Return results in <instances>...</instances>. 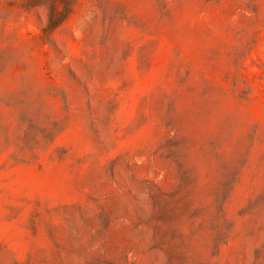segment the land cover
<instances>
[{
  "label": "rangeland",
  "instance_id": "obj_1",
  "mask_svg": "<svg viewBox=\"0 0 264 264\" xmlns=\"http://www.w3.org/2000/svg\"><path fill=\"white\" fill-rule=\"evenodd\" d=\"M0 264H264V0H0Z\"/></svg>",
  "mask_w": 264,
  "mask_h": 264
},
{
  "label": "trees",
  "instance_id": "obj_2",
  "mask_svg": "<svg viewBox=\"0 0 264 264\" xmlns=\"http://www.w3.org/2000/svg\"><path fill=\"white\" fill-rule=\"evenodd\" d=\"M56 17H54V19H52V25H55L56 23H58L60 21V13H56Z\"/></svg>",
  "mask_w": 264,
  "mask_h": 264
}]
</instances>
